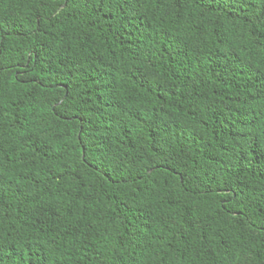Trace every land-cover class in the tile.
I'll return each mask as SVG.
<instances>
[{"label":"trees","instance_id":"obj_1","mask_svg":"<svg viewBox=\"0 0 264 264\" xmlns=\"http://www.w3.org/2000/svg\"><path fill=\"white\" fill-rule=\"evenodd\" d=\"M0 264H264V0H0Z\"/></svg>","mask_w":264,"mask_h":264}]
</instances>
